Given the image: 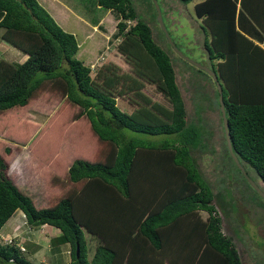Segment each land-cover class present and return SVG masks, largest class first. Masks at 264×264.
I'll list each match as a JSON object with an SVG mask.
<instances>
[{
    "label": "trees",
    "instance_id": "1",
    "mask_svg": "<svg viewBox=\"0 0 264 264\" xmlns=\"http://www.w3.org/2000/svg\"><path fill=\"white\" fill-rule=\"evenodd\" d=\"M96 4L117 13L122 37L117 49L134 71L122 76L128 79L118 90L119 75L111 70L99 71L97 79L91 76L90 66L76 56L75 34L38 0H0L1 38L28 54L22 62L0 60V111L28 105L47 88L61 91L78 107L74 116L87 118L103 149L101 159L73 158L66 173L71 189L43 206L6 173L0 154V264H38L25 256L19 238L4 237L11 230L7 220L18 210L29 227L59 228L50 240L55 251L69 244L66 264H243L231 235L222 230L214 202L226 215L240 205L233 195L229 204L224 191L214 192L197 167L191 150L207 146L205 128L186 119L169 53L131 0ZM194 9L204 18L208 56L217 59L211 67L221 83L232 149L246 173L250 166L264 182V0H199ZM146 83H154L167 103L145 94ZM129 91L136 95L129 94L136 106L128 111L116 97ZM127 130L169 136L153 141L129 136ZM225 148L234 170L264 207ZM89 236L96 237L95 245L90 246ZM61 259L52 264H63Z\"/></svg>",
    "mask_w": 264,
    "mask_h": 264
},
{
    "label": "rangeland",
    "instance_id": "2",
    "mask_svg": "<svg viewBox=\"0 0 264 264\" xmlns=\"http://www.w3.org/2000/svg\"><path fill=\"white\" fill-rule=\"evenodd\" d=\"M57 1L67 3L68 8L74 13L65 16L64 22L54 19L63 29L75 34L79 43L76 56L90 66L91 76L96 78L99 71L111 70L119 75L115 84L116 90L124 87L128 78L122 76L134 71L131 63L117 49V43L122 38L115 28L119 19L115 15L117 13L115 11L110 13L109 9L97 5L96 0ZM131 1L138 16L150 24L154 39L164 46L171 57L175 80L186 109V119L198 122L205 128L204 141L207 146L191 150L199 171L214 192L224 191L225 200H229L227 203L230 204L232 201L229 196L231 194L233 202L240 205L241 209L233 211V207L226 215L214 202L221 217L222 230L231 235L243 264H264V207L257 194L243 180L242 175L234 170L226 154L218 96L215 95L212 78L189 61L192 59L209 67L216 66L217 63V59L208 56L203 42L206 36L201 28L204 18L199 17L194 9L195 2L199 0H190L187 3L181 0H157L164 25L177 50L166 38L150 1ZM49 13L52 15L50 11ZM101 16L104 28L92 27ZM127 23H134V20L130 22L127 20ZM103 33L107 34L103 38L104 42L97 45L96 41L100 40ZM261 44L264 46V41ZM1 54L7 59L5 53ZM10 58L13 61H20L14 57ZM142 90L153 100L167 103L154 83H146ZM129 94L134 95L129 91L116 97L118 106L128 111L136 106L130 103ZM77 111L78 107L70 104L61 91L51 88L33 98L28 105L0 111V154L7 163L6 173L21 190L32 196L37 206L50 205L58 196L71 189L72 183L66 180V173L73 158L86 157L92 160L103 158V149L100 150L101 144L90 128L89 121L85 116L75 117ZM127 131L129 136H139L153 141L169 136ZM246 169L264 191V182L255 170L250 166ZM231 171L234 173L229 179L228 173ZM230 189H233V192ZM17 214L19 217L13 220ZM201 215L206 217V211L202 210ZM7 221H11L9 225L12 229L4 237L10 238L15 235L19 238L18 242H22L26 247L23 253L27 258L35 260L38 264H52L56 257H61L64 260L63 264L68 262L70 247L55 251V246L50 240L59 232V228L50 224L29 227L20 210L12 214ZM88 242L90 246L95 245L96 237L89 236ZM60 246L63 248V244ZM91 251L90 249L89 252Z\"/></svg>",
    "mask_w": 264,
    "mask_h": 264
},
{
    "label": "water",
    "instance_id": "3",
    "mask_svg": "<svg viewBox=\"0 0 264 264\" xmlns=\"http://www.w3.org/2000/svg\"><path fill=\"white\" fill-rule=\"evenodd\" d=\"M155 8H156V12H157V19L159 21V24L161 25L163 31L165 32L169 42L173 45L174 44L171 42V38L169 37V34L167 32V28L164 25L163 22V18H162V13H161V8L160 5L158 3L157 0H152ZM175 50H177V47H174ZM178 53H181L180 51H178ZM189 59V58H188ZM189 61L191 63H193L194 65H196L197 67L203 69L204 71H206L212 78V80L214 81L215 85H216V89L218 91V102H219V109L221 112V117H222V124H223V130H224V137H225V142L226 145L228 147V150L234 160V162L237 164V166L242 170V172L244 173L246 179L248 180V182L252 185V187L254 188V190H256L259 195L264 199V191L261 189V187L246 173L243 165L241 164V162L238 159V156L235 154V152L232 149V144H231V138H230V132H229V128H228V120L226 117V113H225V108H224V100H223V95H222V87H221V83L220 80L218 78L217 72L215 70H213L211 67L207 66V65H203L197 61H194L192 59H189ZM78 251V249H77Z\"/></svg>",
    "mask_w": 264,
    "mask_h": 264
},
{
    "label": "crops",
    "instance_id": "4",
    "mask_svg": "<svg viewBox=\"0 0 264 264\" xmlns=\"http://www.w3.org/2000/svg\"><path fill=\"white\" fill-rule=\"evenodd\" d=\"M48 11H50L52 13V16L62 22H64L66 19H65V16H68V14L70 13H73V11H71L67 5V3H63V2H60V1H57V0H38ZM110 10V9H109ZM110 13L113 12V10H110L109 11ZM74 14V13H73ZM3 15V12L0 11V18L2 17ZM116 15V14H115ZM115 15H113L114 19H115ZM115 21V20H114ZM103 16H101V18L97 21V23L95 25H92V27H95L96 29L100 28V27H103ZM115 23V22H114ZM116 26V24H115ZM104 28V27H103ZM116 28V27H115ZM0 29H1V34L3 33L4 31V27L0 26ZM110 34V33H109ZM106 33L102 34L101 35V38L100 40H97L96 41V44L99 45L100 43L104 42L103 41V38L106 37ZM1 37V36H0ZM263 46V45H262ZM13 50H16V51H13ZM9 51V53H8ZM1 53H5V56L7 57L6 58H3L1 55ZM0 60L1 59H4V60H7V61H13L11 60L10 57H14V58H17L19 59L20 61L19 62H22L23 60L26 59V57L28 56V54L23 51L22 49L18 48L17 46H14V45H11L7 42H5L2 38L0 39ZM21 213H23L21 211ZM207 213V212H206ZM17 217H19V215L17 214L16 217L13 219H17ZM12 221V220H11ZM9 227V226H8ZM12 229V228H11ZM9 232H6V234L8 235ZM66 246H69L68 243H63V248L61 246H59V249H64V247L66 248Z\"/></svg>",
    "mask_w": 264,
    "mask_h": 264
},
{
    "label": "clouds",
    "instance_id": "5",
    "mask_svg": "<svg viewBox=\"0 0 264 264\" xmlns=\"http://www.w3.org/2000/svg\"><path fill=\"white\" fill-rule=\"evenodd\" d=\"M199 68V67H198ZM201 69V68H200ZM257 183V182H256Z\"/></svg>",
    "mask_w": 264,
    "mask_h": 264
}]
</instances>
